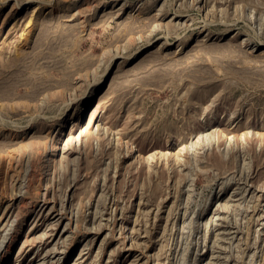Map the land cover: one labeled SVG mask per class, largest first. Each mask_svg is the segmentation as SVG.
<instances>
[{
	"label": "rangeland",
	"instance_id": "rangeland-1",
	"mask_svg": "<svg viewBox=\"0 0 264 264\" xmlns=\"http://www.w3.org/2000/svg\"><path fill=\"white\" fill-rule=\"evenodd\" d=\"M0 264H264V0H0Z\"/></svg>",
	"mask_w": 264,
	"mask_h": 264
}]
</instances>
